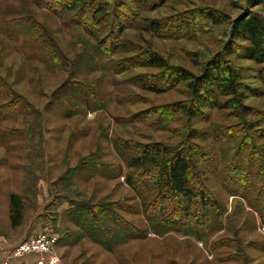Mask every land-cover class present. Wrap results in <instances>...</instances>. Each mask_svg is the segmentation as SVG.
Returning <instances> with one entry per match:
<instances>
[{"label":"rangeland","instance_id":"374dc122","mask_svg":"<svg viewBox=\"0 0 264 264\" xmlns=\"http://www.w3.org/2000/svg\"><path fill=\"white\" fill-rule=\"evenodd\" d=\"M248 15L264 18V0H0V264H31L12 248L42 230L58 264H264V63L230 41ZM148 51L166 67L144 65ZM218 58L241 70L244 109L194 106L189 82ZM124 141L195 147L191 186L215 203L193 198L204 224L191 209L182 227L142 213L157 192L127 167ZM160 202L171 214L175 201Z\"/></svg>","mask_w":264,"mask_h":264},{"label":"trees","instance_id":"16d2710c","mask_svg":"<svg viewBox=\"0 0 264 264\" xmlns=\"http://www.w3.org/2000/svg\"><path fill=\"white\" fill-rule=\"evenodd\" d=\"M100 12V9L98 10ZM210 19L215 22H219L217 16L213 13L208 14ZM34 37L39 41V45L42 49H50L45 57L53 62L59 61L61 55L57 50L54 39L48 34L47 30L42 26L32 25ZM158 28V27H156ZM122 29V28H119ZM28 33L31 31L28 30ZM231 42L238 39L243 41L241 44H236L242 58L252 60L256 63H264V18L261 16L248 15L247 17H239L232 21ZM232 45L226 44L225 54L233 52ZM58 58V59H57ZM144 65L149 67L164 68L166 62L157 53L148 51L145 53ZM241 70H236L227 62H224L221 58L216 59L213 63L206 65L200 75L193 77V80L189 82V86L192 90L190 97L193 100L194 106L199 108L203 105H212L211 107H219L221 104H237L241 109L245 107L240 104L242 100V91L244 84L242 82ZM184 79L187 76H181ZM226 97L225 100H218L217 97ZM214 103V104H213ZM24 106V105H22ZM28 105H25L26 107ZM186 108V106H184ZM187 110L193 115L195 112H191L190 108ZM15 111V110H14ZM186 112V110H185ZM196 135V132L191 131L189 137L192 138ZM125 147L132 152V156L126 159V156L121 153L122 157L126 159V165L129 169L135 171V175L142 179L143 176L147 181L155 187V199L149 202L145 201L142 204V213L147 217H155L157 213L162 218L171 215L175 221L173 224L176 227L184 226L182 219L186 218L191 212L195 220L199 224H204L199 217V213L192 206H197L198 202L200 207H207L209 210L213 206V202L208 198L209 194L205 190L192 188L194 182L195 169L198 160L194 157L197 154L192 144L183 145L179 147L169 146L159 141L149 142H129L124 141ZM132 175L129 174L125 179L127 183L133 187L135 191L139 190V186L134 184ZM208 194V195H206ZM198 197V202H193V198ZM170 199L176 203L174 210L168 211V214L162 213L164 210V199ZM183 200L187 202V205L183 204ZM159 201V202H158ZM161 203V204H159ZM183 205V206H181ZM10 206V223L11 225H18L22 218L23 207L18 195H9ZM165 206V205H164ZM199 206V205H198ZM189 209H191L190 212ZM206 212V211H205ZM97 224H101L103 217H94ZM94 223V221H92ZM95 224V223H94ZM96 228V227H94ZM106 234V233H103Z\"/></svg>","mask_w":264,"mask_h":264},{"label":"built area","instance_id":"2783aa9c","mask_svg":"<svg viewBox=\"0 0 264 264\" xmlns=\"http://www.w3.org/2000/svg\"><path fill=\"white\" fill-rule=\"evenodd\" d=\"M55 233L42 230L32 236L18 241L12 248L11 257L29 258L31 264H58L60 259L54 251ZM8 255L6 259L8 260Z\"/></svg>","mask_w":264,"mask_h":264}]
</instances>
